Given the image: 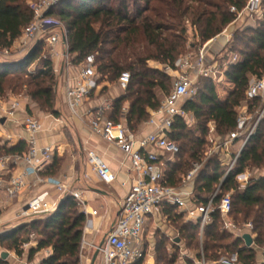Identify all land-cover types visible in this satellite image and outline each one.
<instances>
[{
  "label": "trees",
  "instance_id": "obj_1",
  "mask_svg": "<svg viewBox=\"0 0 264 264\" xmlns=\"http://www.w3.org/2000/svg\"><path fill=\"white\" fill-rule=\"evenodd\" d=\"M247 3L248 0H62L45 16L66 23L74 66H79L90 55L95 56L99 84L119 83L123 73L130 74L129 87L124 96L113 102L108 118L116 123L122 122L124 106L130 103L125 124L130 131L136 132L149 120V112L161 106L156 90L166 89V82L172 79L165 68L175 70L186 48L196 49L195 45L187 44L189 28L196 30L204 46L236 21L237 15L231 12V8L242 11ZM33 19L34 12L28 0H0L1 53L10 52ZM233 40L243 48H235L232 43L224 61L227 64L225 78L232 86L227 90L226 98L218 96L212 78H202L205 85L199 103L187 101L184 106L185 113L194 114L196 119L206 118L199 127L201 135L206 136L207 124L214 123L216 133L225 139L224 143L237 128L239 109L244 102L250 110L261 107L262 99L248 100L247 91L251 78L264 76V21L242 27ZM42 41L22 57L9 60L4 55L0 58V98L7 91L13 94L26 87L32 101L58 116L55 108L57 79L52 62L40 59L36 63ZM153 65H159L161 69ZM194 134L183 117L175 119L168 139L179 147V152L172 160L163 162L166 186L180 188L193 165L201 161L206 141ZM27 151L24 142L8 147L0 140V159L22 156ZM224 161L219 154L209 158L208 170L200 171L193 181V201L196 205L207 204L219 190L215 198L218 205L225 195L233 192L231 219L238 226L244 223L253 225L254 246L247 247L243 238L222 231L220 213L214 215L202 239L199 224L192 222L183 223L179 233L187 245L196 242V257L201 258L202 251L208 264L233 255H238L237 264H256L257 250H264V177L252 178L243 189L237 181L250 166L264 167V119L229 174V164L226 166ZM61 163L54 158L47 166L45 171L48 170L51 178H57L55 170ZM161 213L166 219H185L175 207L165 206ZM86 221L78 203L66 197L55 212L26 218L14 230L1 234L0 249L8 244L9 250L21 255L20 247L30 244L31 238L38 236L37 247L29 251V260L50 249L51 254L40 264H81ZM25 235L26 238L22 239ZM155 259L156 264H177L179 257L168 253L167 243L161 239L155 248ZM183 261L184 264H195L190 258ZM0 264H4L1 257Z\"/></svg>",
  "mask_w": 264,
  "mask_h": 264
},
{
  "label": "built area",
  "instance_id": "obj_2",
  "mask_svg": "<svg viewBox=\"0 0 264 264\" xmlns=\"http://www.w3.org/2000/svg\"><path fill=\"white\" fill-rule=\"evenodd\" d=\"M62 0H40L36 5L30 4L34 12L33 21L23 30L18 40L24 55L29 53L33 46L41 39L53 50L54 56L57 53L54 49L62 44L64 51L62 56L67 60L70 58L68 35L55 33L60 28V22L46 17V12L52 7L57 6ZM264 0H248L242 11L236 7L231 8V12L237 15L235 25L243 20H247L254 25L264 21ZM66 39V42H64ZM233 36L229 35L232 42ZM30 49V50H29ZM26 52V53H25ZM6 55L9 51L5 52ZM205 49L199 51L196 59L186 58L176 63V69L166 68V72L176 78L170 94L161 103L158 110L150 111L149 120L146 125L154 128V132L145 139L136 141L134 132L130 131L125 123H116L108 118L111 111L110 106H103L92 113L90 128L92 131L103 138L106 142L115 145L126 154L130 161V171L132 179L121 207L120 215L112 231L107 235L102 246H95L86 239V232L92 229L93 223L89 220L86 204L82 194L70 189L69 185L63 180H55L54 189L58 196L52 201L49 194L44 192L34 196L27 204L25 211L22 212L24 219L34 216H45L55 212L66 196L73 198L80 211L86 216V226L84 228L82 248L86 247L99 250V264H156L155 255L146 249L143 235L150 217L162 211L163 207L171 206L177 208L184 214L187 222L199 224L200 237L202 239L205 228L213 221L216 213H220L222 219V231L229 232L237 238H243L249 234L253 239V246L256 235L253 233L254 227L251 223L238 226L231 219L232 196L225 195L220 203H215L218 191L211 197L207 204L196 205L193 201V192H187L185 187L193 182L200 172V165L195 163L192 170L185 177L184 184L180 188H172L165 185V173L163 162L172 160L179 152V147L168 139V134L172 129L177 117H185L184 106L194 93V84L191 73H195L202 78H216L218 71L215 67L207 65ZM237 58H234V62ZM68 67H73V63L68 61ZM79 69L75 85L67 90V104L72 115H77L86 99L98 89L99 76L96 68V58L90 55L86 60L77 66ZM255 79V78H252ZM131 81L128 73H123L119 79V86L123 91H127ZM264 98V76L261 79L250 81L247 91V99L254 100ZM21 110V102L17 98L9 100L4 109V118L7 121H15L17 113ZM251 121L250 114L246 107L242 108L237 120V128L231 134L228 141L218 148L222 152L228 145L246 137V141L254 135L258 123L249 127ZM23 128L27 134L26 144L28 151L24 156L25 172L21 176L13 177L8 182L0 179V189L4 188L10 201L18 200L23 191L33 188V185L26 182V178L35 175L39 181L40 174L53 161L55 150L52 147H39L38 135L43 131V124L33 116H27L23 123ZM2 123L0 121V130ZM245 141V142H246ZM136 147H138L136 149ZM158 151V153H157ZM240 153L229 164L228 173L234 168ZM11 159H0V163ZM87 163L92 167L98 179L107 186L113 185L117 181L114 174L103 157L96 151H91L87 156ZM238 180L242 182L244 188L249 184L250 178L247 175H240ZM127 181L123 183L126 185ZM97 216L98 212L91 213ZM26 247L30 244L25 245ZM238 255L232 257H222L215 264H237ZM195 264H208L201 251V258L193 259Z\"/></svg>",
  "mask_w": 264,
  "mask_h": 264
},
{
  "label": "crops",
  "instance_id": "obj_3",
  "mask_svg": "<svg viewBox=\"0 0 264 264\" xmlns=\"http://www.w3.org/2000/svg\"><path fill=\"white\" fill-rule=\"evenodd\" d=\"M248 24L255 26L253 23L243 20L239 28H241V26H247ZM232 27L234 28V25H231L230 28ZM229 35H232V32L228 30L225 31V34L223 35L224 38L221 36L214 40L218 45V53L230 43ZM16 43H18V41ZM58 46L56 47L55 52L57 53V56L60 57V54L63 53L64 47L60 45L61 48H59ZM14 47L16 46L14 45ZM204 49L209 55V50H215V47H212V43H208ZM191 56L192 55H190V57ZM153 66L161 69V66L159 65ZM78 71L79 69L77 66L73 65V67H68L66 63L62 65L59 72L56 71V73L59 74L55 90L59 101L57 111L65 120L60 121L54 119L52 116H46L43 112H39L35 107V109L29 108V103L26 104L23 100L19 99L21 102V110L17 113L15 121H6L4 118V109L9 100L15 97L8 95L7 98H0V121L5 120V123L2 124V129L0 130V140L2 145L15 147L21 142L26 144L27 134L23 128V123L27 116H33L43 124V131L38 135L39 147H52L55 150L54 158L63 160L58 169L55 170L57 178H51L48 175V170L40 174L39 178L42 179V181H39L35 175H30L26 178V182L33 185V188L31 190L27 189L23 191L18 200L10 201L5 189H0V228H2V230L3 228L5 229L4 231H0V235L4 232L14 230L21 224V222H23L21 221V218H23L21 214L25 211L28 202L34 196L47 192L49 194V199L54 201L58 196L56 190L53 188L54 182L57 179H65V182L69 185L70 189L82 194L83 201L85 202L86 209L89 213L87 218L93 223L92 229H89L86 232V239L89 243L96 245L100 238L101 242H99L97 246L101 245L107 235L112 231L119 218L120 207L128 189L130 188V181L132 179L130 161L126 154L118 147L106 142L103 138L92 131L90 128V120L92 116L90 115L100 107H111L114 101L125 95V91L120 88L119 83H100L98 89L83 103L77 115H72L67 104L66 93L69 88L75 85ZM130 106V103H126L124 106L121 117V121L124 123H126V117L129 113ZM31 111L32 114L30 113ZM65 124H69V131H64ZM153 132L154 128L149 127L145 123L134 132L135 139L136 141L145 139ZM65 134L70 137L71 141H73L72 143L68 142ZM236 146L237 145H234V143L228 145L227 151L230 152V150ZM137 148L138 147H136V149ZM91 151L98 152L112 169L114 174L117 175V181L113 185L107 186L102 183L93 172L92 167L87 163V156ZM25 155L26 153L22 156L4 157L6 160H11L5 161L3 164L0 163V179L4 182H8L13 177L21 176L26 169L23 160ZM62 157L65 158L62 159ZM224 158L227 160V156ZM261 177H264V175L259 176V178ZM126 181L127 184L123 185ZM185 190L187 192H193L192 188H188L187 186L185 187ZM94 211L98 212L97 216L91 215ZM162 218H164V216L160 211L155 216L150 217L148 222L153 220L154 223L157 224ZM148 244L149 245L145 243V247L147 245V248L155 255V248L149 242ZM87 248L91 247H86V249ZM257 252L256 264H264V250L261 249ZM2 254L3 252L0 251V257ZM50 254L51 250H46V254L42 256L37 264H40L41 261Z\"/></svg>",
  "mask_w": 264,
  "mask_h": 264
},
{
  "label": "rangeland",
  "instance_id": "obj_4",
  "mask_svg": "<svg viewBox=\"0 0 264 264\" xmlns=\"http://www.w3.org/2000/svg\"><path fill=\"white\" fill-rule=\"evenodd\" d=\"M40 2V0H28V4H38ZM264 8V7H263ZM171 25H174L173 22H170ZM60 28L55 31V33H61V34H66L68 35V29H67V25L65 22L61 23L60 22ZM242 24V22H239L237 24L234 25V28H230L231 26H229L225 31H231L232 32V36L234 37V35L236 34V32L242 28H239L240 25ZM183 25H186L185 23ZM221 34L219 37L221 36L224 38V34ZM216 38V39H217ZM221 38V39H223ZM214 39V40H216ZM212 40V41H214ZM210 41V43H212V47H215V50H209L210 53L209 55L206 53V57H207V65L211 66V67H215L216 70L219 72V74H217V77L211 80L212 85L215 88L216 93L218 94V96H220L222 99L226 98L227 96V90L231 89L232 86L227 82L226 78H225V70L226 68V63H224V61L228 58L229 56V47L232 45L233 43V39L232 42H230L227 48H224L222 51H219L218 45L217 43L214 41L212 42ZM220 42V41H219ZM188 45H195L196 49H192L190 47L186 48L185 54L183 56H181L179 58V60H185L186 58L190 57V55H192V59H196V57L199 54V51L202 49H204V47H206V45H202L201 40L198 36V34L196 33L195 29H191L189 28V32H188ZM36 45V44H35ZM34 45V46H35ZM62 47L63 45L60 44ZM58 46L59 48H61V46ZM16 47H13L9 54L6 56L7 59L9 60H13V59H17L19 57H22L24 55L23 50H21V47L19 46V43L15 44ZM34 46L32 48H34ZM233 46L235 48L241 47L243 48V46H241L240 43H233ZM210 49V48H209ZM227 49V50H226ZM30 50V49H29ZM54 51H56V48L54 49ZM64 51V49H63ZM26 53V52H25ZM53 54V50L51 48L48 47V45L42 41L41 46L39 47V52H38V59L36 60V63L40 62V59H49L52 62V67L54 69V73H55V77L56 79L58 78V75L56 73L59 72V69L62 67V65H64L65 63H67L68 61H70L71 63H73V56L70 55V58L67 60L66 58H64L62 56V54H60V57L58 56H54ZM4 55L0 52V58L4 57ZM236 54H234L233 56H235ZM62 56V57H61ZM231 56V57H233ZM15 57V58H14ZM191 79L193 81L194 84V90L195 93L194 95L188 99L187 101H195L196 103H199V97L200 95L203 93V88L205 85V79H202V77L197 76L195 73H191ZM172 79L169 82H166V89H161L158 88L156 90V93L158 95V98L160 100V102L162 103L165 98L168 96V94L170 93V91L172 90V87L175 83L176 78L174 76H171ZM255 79L251 78V81H253ZM8 95L14 96L17 99L23 100L24 103H29L30 106L29 108H36L39 112H43L44 115L46 116H52L54 119L57 120H65L61 117V115L59 116H54L52 114V112L48 109H42L39 104H37L36 102L32 101L30 95H29V91L26 87H24L22 90L19 91H15L13 94L10 91H7L6 94L3 95L2 98H7ZM55 96H56V103H55V108H58V95L55 92ZM262 99V103H261V107H259L258 109L255 110H250L249 109V105L244 102L241 106V108L239 109V114L242 111L243 107H246L250 117H251V121L249 124V127L255 125L256 123H258L256 131L258 129V126L260 124V122L264 119V98ZM34 108V109H35ZM32 114V111L30 112ZM185 119V121L187 122L188 128L190 130H192L195 134V137H201L204 138L206 141L205 146L202 149V153H201V161L198 162L197 164L200 165V171H207L208 170V163H209V158L214 156V155H221L223 157L227 156V160L225 159V165L227 166L228 164H230L234 159L235 156L242 152V150L244 149V147L248 144L250 138L248 139V141H246V137L241 138V140L239 141H235L234 145H237L235 148H233L232 150H230V152L227 151V149H223L222 152H220L221 150L218 148L219 146H223L225 139L218 136L216 133V128L214 123H208L207 124V129L208 132L206 134V136H203L200 134V125H203L205 123V119L206 118H202V119H196L194 114H188L186 113V116L183 117ZM66 123V122H65ZM69 125V124H68ZM68 125H64V131H69V127ZM255 131V132H256ZM67 140L69 143H72L73 141H71L70 137H68L65 134ZM246 141V142H245ZM187 156H185L186 159ZM65 157H62V159H64ZM63 161V160H61ZM242 175H247L250 179L252 178H259V176L264 175V167H255V166H250L244 174ZM238 185L240 187V189H243L244 186L242 184V182H240L239 180L237 181ZM183 183L181 184V187L183 186ZM195 187V182H191L190 184L187 185L188 188H192ZM233 192H229L228 194L232 195ZM226 194V193H225ZM180 213V211H179ZM24 219L21 218V221H23ZM175 219H166V218H162L157 224L154 223L153 220H151L150 222L147 223L145 231H144V235H143V239H144V243L148 242L154 247L156 248V245L159 243V241H161V239H164L165 242L167 243V250L168 253L170 254H178L179 260L177 262V264H184V259L185 258H190V259H198L196 257L197 253H198V249H197V245L196 242L193 243V245H187V241L182 240V234L179 233V228L183 223H187V221L185 219H176V221H174ZM20 221V220H19ZM5 229L0 228V231H4ZM26 235L22 238L25 239ZM39 238L38 236H34L31 238V242H30V246L26 247V246H21L20 247V251L22 252L21 255L17 254L15 251L13 250H9V245L5 244L0 251H2L3 253H8L9 257L6 261H4V264H37L40 259L42 258L43 255L46 254V250L41 251L40 253L36 254L35 257L32 260H29V251L31 248H35L37 247V242H38ZM104 240V239H102ZM101 242L100 238L98 239L97 244ZM97 244L95 246H97ZM202 247V244H201ZM258 251V250H257ZM96 253V250L94 248H85L83 249L81 246V253H80V258H81V264H91V261L94 257V254ZM258 254V252H257ZM99 260L97 262V264H99Z\"/></svg>",
  "mask_w": 264,
  "mask_h": 264
},
{
  "label": "water",
  "instance_id": "obj_5",
  "mask_svg": "<svg viewBox=\"0 0 264 264\" xmlns=\"http://www.w3.org/2000/svg\"><path fill=\"white\" fill-rule=\"evenodd\" d=\"M64 42H66V39H64ZM1 122H2V124H4V123H5V120H2ZM66 197H68V196H66ZM66 197H64V198L62 199V201H63ZM62 201H61V202H62ZM243 239H244V241H245L247 247H252V246H253V239H252L251 235L246 234V235H244ZM103 243H104V241L101 243L100 246H102ZM99 254H100V253H99V250H96V253L94 254V257H93V259H92V261H91V264H97L98 259H99ZM8 257H9V254H8V253H3L2 256H1V259H2L3 261H6V260L8 259Z\"/></svg>",
  "mask_w": 264,
  "mask_h": 264
}]
</instances>
